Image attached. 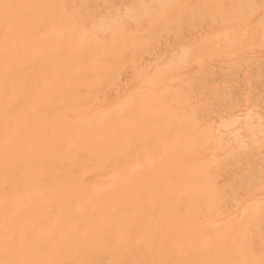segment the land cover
<instances>
[{"label":"rangeland","instance_id":"obj_1","mask_svg":"<svg viewBox=\"0 0 264 264\" xmlns=\"http://www.w3.org/2000/svg\"><path fill=\"white\" fill-rule=\"evenodd\" d=\"M0 264H264V0H0Z\"/></svg>","mask_w":264,"mask_h":264},{"label":"bare ground","instance_id":"obj_2","mask_svg":"<svg viewBox=\"0 0 264 264\" xmlns=\"http://www.w3.org/2000/svg\"><path fill=\"white\" fill-rule=\"evenodd\" d=\"M95 4V3H94ZM162 41V40H161ZM148 56V55H147ZM14 57V56H13ZM86 83H88V82H86ZM85 83V84H86ZM87 86V85H86ZM196 88V87H195ZM201 92V91H200ZM237 95V94H236ZM20 115V114H19ZM37 120V119H36ZM40 121V120H39ZM113 175V174H112ZM109 176H111V175H109ZM108 176V177H109ZM110 178V177H109ZM106 179H107V177H106ZM111 179V178H110ZM249 179V178H248ZM104 181H106V180H104ZM107 182V181H106ZM103 186H104V182H103ZM95 187V186H94ZM97 187V186H96ZM98 189V188H97ZM32 194V193H31ZM80 207H81V205H80ZM64 229V228H63ZM65 230V229H64ZM23 232V231H22ZM49 233V232H48Z\"/></svg>","mask_w":264,"mask_h":264}]
</instances>
